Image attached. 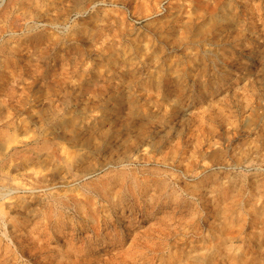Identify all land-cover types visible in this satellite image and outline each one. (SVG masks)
<instances>
[{
  "label": "rangeland",
  "instance_id": "1",
  "mask_svg": "<svg viewBox=\"0 0 264 264\" xmlns=\"http://www.w3.org/2000/svg\"><path fill=\"white\" fill-rule=\"evenodd\" d=\"M0 264H264V0H0Z\"/></svg>",
  "mask_w": 264,
  "mask_h": 264
},
{
  "label": "bare ground",
  "instance_id": "2",
  "mask_svg": "<svg viewBox=\"0 0 264 264\" xmlns=\"http://www.w3.org/2000/svg\"><path fill=\"white\" fill-rule=\"evenodd\" d=\"M132 163V162H131ZM122 164V163H121ZM127 164V163H126ZM120 166V165H119ZM123 166V165H122ZM132 166V165H130ZM121 167V166H120ZM124 167V166H123ZM121 167L120 169H118L117 171L115 170H110V171H105L106 169H100V170H96V168L93 167H88L85 168L83 171V176L86 178H91V181L88 184L89 185H94V190L96 192H98L99 197L102 196V198L106 199V200H111L110 197H113L115 199H119L120 198V194L125 190V188L128 189L129 192V183L131 185H133V187H141V184H138L136 179H135V171H129V169L123 168ZM99 174V175H97ZM139 174V173H138ZM88 183V182H87ZM85 185V184H84ZM84 188V187H83ZM86 188V187H85ZM90 188V187H89ZM92 188V187H91ZM90 188V189H91ZM115 188L116 191L114 193H110L109 192ZM87 190V189H86ZM93 190V189H92ZM88 191V190H87ZM134 191L135 189L132 188L131 191V196L134 197ZM92 192V191H91ZM113 194V195H112ZM95 195V193H94ZM125 195V194H124ZM98 197V196H96ZM95 197V198H96ZM130 197V195H129ZM101 198V199H102ZM126 199V198H125ZM128 199V198H127ZM56 200V199H55ZM97 200V199H96ZM120 200V199H119ZM60 201V200H59ZM103 201V200H102ZM61 202V201H60ZM105 202V201H104ZM124 202V201H123ZM134 203L136 210H138L139 212L143 210L144 208V204L140 201H137L136 198L134 199H128V203ZM94 203V202H93ZM107 203V202H106ZM99 204V203H98ZM108 204H110V202H108ZM111 205V204H110ZM109 205V206H110ZM129 205V204H128ZM107 206V205H106ZM112 206V205H111ZM94 207V206H93ZM98 207V205H97ZM131 207V206H130ZM133 207V206H132ZM110 208V207H109ZM112 209V207H111ZM110 209V210H111ZM109 210V209H108ZM130 212V211H129ZM128 212V213H129ZM106 221V219H105ZM104 221V222H105ZM119 226V225H118ZM76 230V229H75Z\"/></svg>",
  "mask_w": 264,
  "mask_h": 264
}]
</instances>
